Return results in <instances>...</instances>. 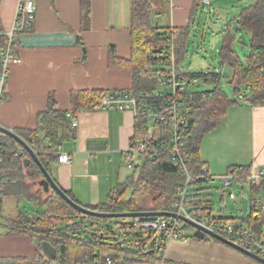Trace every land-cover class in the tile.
I'll list each match as a JSON object with an SVG mask.
<instances>
[{"label": "crops", "instance_id": "0c3cea01", "mask_svg": "<svg viewBox=\"0 0 264 264\" xmlns=\"http://www.w3.org/2000/svg\"><path fill=\"white\" fill-rule=\"evenodd\" d=\"M163 1L168 9L165 13L160 2L151 0L152 21L165 29L188 27L191 38L195 31L192 17L199 9L193 10L195 1ZM17 3L18 0H0V50L5 33L13 28ZM33 3L32 29L15 35V62L9 65L3 86L0 84V126L14 133L35 130L36 115L45 111L50 97L58 110L67 112L70 94L74 92H133V74L108 67L111 47L117 59L129 60L132 54L131 0H33ZM83 9H87L85 18ZM221 40L222 37L216 40L214 46L220 45ZM75 119V138L71 140L62 133L58 151L69 154L71 162L56 161L47 173L81 207L96 206L105 203L115 187L134 178L133 170L126 168L123 154L134 136L135 116L130 111L95 109L78 112ZM198 149L199 159L211 180L195 188L196 203L204 185H222L221 179L233 175L234 169L264 170V105L250 106L240 101L229 107L217 126L203 136ZM24 183L28 181L25 179ZM12 199L16 203L23 200ZM220 200L223 205V199ZM200 206L212 210L210 204ZM248 212L229 217L212 210L215 218L247 219ZM263 228L264 225L262 232ZM27 239L34 245L32 254L15 257L0 253V264L33 259L38 251L28 237L5 233L0 248L13 243L25 245ZM140 264L260 263L222 243L187 236L168 241L156 258Z\"/></svg>", "mask_w": 264, "mask_h": 264}, {"label": "trees", "instance_id": "16d2710c", "mask_svg": "<svg viewBox=\"0 0 264 264\" xmlns=\"http://www.w3.org/2000/svg\"><path fill=\"white\" fill-rule=\"evenodd\" d=\"M193 10L202 6L200 0H194ZM203 7V6H202ZM84 18L87 16L83 9ZM131 56L129 60L117 59L114 48L109 50L108 67L110 69L128 70L134 77L133 96L143 98L153 94L156 89V79L145 72V67L155 64V55L166 57V52L173 45L181 65L190 29H170L153 24L151 19V0H131ZM237 28L232 31L229 26L222 31V40L218 50L221 65H226L231 73L225 85L232 88L233 95L229 98L221 85L222 74L186 72L190 83L201 82L210 84V90L188 92L184 103L189 110L186 116L187 133L182 141L181 154L191 158L187 164L190 175L201 174L206 167L199 159L198 148L203 136L213 130L231 106L244 102L250 106L264 105V0H252V3L240 10L235 18ZM170 35L167 37L166 32ZM176 32V34H174ZM245 32L248 35V54L242 59L233 50L237 35ZM17 34V33H16ZM15 46L12 51L14 55ZM104 91H78L70 94V110L60 111L52 97L48 100L45 111L36 115V128L33 131H16V134L33 150L41 166L49 172L50 165L57 161L58 151L62 145V133L69 139L75 138V128L71 126L70 115L75 118L78 112L99 109V102ZM166 128L163 123H151L148 120L135 117L134 136L131 145L150 137L166 138ZM130 145V146H131ZM0 149L4 150V160L0 163V221H2L8 236H25L33 241L38 251L30 260L4 261L6 264H75L85 261L86 264H105L109 258L114 264H140L151 258H156L162 249L163 238H154L148 233L146 240L134 245L136 251L124 249L123 244H111L105 234L99 229L98 219L84 215L62 200L54 191L33 192L38 179L43 177L38 165L30 160L24 167V161L29 159L28 153L14 140L0 134ZM134 178L130 183L118 185L110 193L105 203L96 206H84L86 209L99 213H135V212H172L176 195L181 189L183 178L178 163L171 161L168 153H159L148 160L142 161L133 169ZM250 168L234 169L231 174L241 178L233 182L244 183L242 177H248ZM33 182L32 184L24 183ZM201 182H199V185ZM194 185V183L192 184ZM128 192L127 199H124ZM67 197L77 203L73 197L64 192ZM44 194L45 197H42ZM23 199L34 211H18L15 220L2 216V204L5 198ZM79 205V204H78ZM193 217L209 218L223 225L241 223L254 227L258 238L262 236L261 228L264 219L215 218L212 210L193 204L188 211ZM84 223H90L92 228L89 237H83L86 231ZM96 227V228H95ZM192 228L184 225L185 237L191 236ZM110 236L116 233L109 232ZM154 239L150 249L146 250V242ZM205 240L219 241L205 237ZM104 241H110L104 242ZM42 243L49 244L55 251L54 261L46 260L41 252ZM152 252V254H150Z\"/></svg>", "mask_w": 264, "mask_h": 264}, {"label": "built area", "instance_id": "2783aa9c", "mask_svg": "<svg viewBox=\"0 0 264 264\" xmlns=\"http://www.w3.org/2000/svg\"><path fill=\"white\" fill-rule=\"evenodd\" d=\"M203 7L210 6L211 0H200ZM34 22V3L33 0H18L17 9L14 18L12 30L5 33V41L0 50V84L3 86L7 76L8 67L15 62L12 46L15 43V35L20 32H29ZM172 29V28H170ZM170 35L169 30L166 32ZM176 34V32H174ZM175 48L173 45L164 56L155 55L156 63L145 67V72L153 75L156 79V89L153 94L147 97L138 98L129 92H108L104 94L99 102V109L118 111H130L135 117L148 120L151 123H163L166 128V138L150 137L137 141L129 147L123 154L126 168L133 170L136 165L142 161L152 158L159 153H168L171 161L178 163L180 174L183 178L181 189L176 195V201L173 205L174 211L208 232L219 235L228 241L233 242L240 248L247 250L260 258L264 259V234L258 238L254 229L240 223L220 224L209 221V218L193 217L189 214L192 208L194 197L197 192L194 191L197 186L209 183L211 176L206 167L202 168L199 175L189 174L187 164L191 158L181 154L182 141L187 133L186 116L189 113L187 105L184 103V96L189 92L191 85L186 72L181 69L178 63ZM71 126L77 127L75 118L70 115ZM4 150L0 149V163L3 162ZM57 162L59 164H69L71 156L65 153H58ZM241 178L238 175H229L221 179L224 187H231L233 179ZM244 178V184L248 185L250 192L248 217L253 215L254 219H264V170L251 172ZM194 183V185H192ZM243 193V191H242ZM225 192L221 189V195ZM230 200H236L233 193H228ZM247 217V218H248ZM184 223L176 219L166 217H157L152 221H139L138 218L130 219V227L138 232L154 234V238L162 237V249L164 245L171 240L186 239L183 233ZM158 237H155L157 236ZM161 249V250H162ZM160 250V251H161ZM75 264H86L85 261H79ZM105 264H114L111 259L106 258Z\"/></svg>", "mask_w": 264, "mask_h": 264}, {"label": "rangeland", "instance_id": "374dc122", "mask_svg": "<svg viewBox=\"0 0 264 264\" xmlns=\"http://www.w3.org/2000/svg\"><path fill=\"white\" fill-rule=\"evenodd\" d=\"M158 2H160L161 7L163 8L162 12L165 13L166 10L168 11L167 4L164 1L157 0L156 3ZM251 3L252 0H211L210 6L199 7L192 17L195 31L192 34L193 36L187 41L185 51H183L184 55L180 65L181 69L184 72L190 73L211 72L222 74L223 81L221 87L229 98H232L233 92H231L232 88L230 86L225 85V81L227 82L229 78L230 70L227 66H224L223 68L220 65L218 59V48L220 45L215 47L214 44H217L216 40H219V38L222 37V30L227 28V26H229L232 31L237 28L235 18L242 8L247 7ZM151 19H153V15H151ZM153 24H155L154 21ZM233 48L242 59L248 54V35L245 32H241L237 35V42ZM211 88L212 86L210 84L206 85L201 82H192L189 87V92L205 91L210 90ZM131 175L134 176L133 171H131ZM28 183L32 184L33 182ZM221 189L225 192L223 196L221 195ZM37 190H42L43 192V188L39 186L38 183L35 184L33 192ZM228 193H233L236 200H230L227 197ZM42 197H45L44 194H42ZM127 197L128 192L125 194L124 199H127ZM221 198L224 202L223 205L220 204ZM249 200V187L244 183L240 184L235 182L231 187H224L219 183H210L207 186H203L197 203L202 205L210 204L211 209L214 210L215 214H218L219 211H221L225 216L236 217V214L239 215L240 212L243 214L248 212ZM33 210L35 209L24 200L16 203L14 199L7 198L3 200L1 212L4 218L15 220L18 214L17 211H27L28 214H32L34 213ZM2 225L3 223L0 221V241L1 239H4L6 233L5 228ZM83 225L82 229L86 231V234L84 236V233H82V235L83 237H89V233L92 230L90 223L83 222ZM99 229L107 234V240L109 238L111 242L115 244H123L124 249L133 251H136L134 245L138 244L139 241L146 240L149 236L148 233L138 232L131 228L130 219H109L103 222L101 221L99 222ZM111 231L115 232L116 235L110 236L108 233H111ZM192 232L193 229L191 230V233ZM115 240L116 242H114ZM153 240L154 239H151L149 242H146V250L150 249ZM25 241V245L13 243L5 248H0V253L9 254L15 257L28 256L32 254L31 252H34V245L28 241V239ZM110 241L106 242L109 243Z\"/></svg>", "mask_w": 264, "mask_h": 264}, {"label": "water", "instance_id": "95a60500", "mask_svg": "<svg viewBox=\"0 0 264 264\" xmlns=\"http://www.w3.org/2000/svg\"><path fill=\"white\" fill-rule=\"evenodd\" d=\"M0 134L7 136V137H9V139L11 138L15 142H17L28 153L29 159H26L24 161V167L29 164L30 160L34 161L38 165V168H40V171L43 175V177L39 181L38 185L43 188L44 192H47L49 190L54 191L57 194V196H59L62 200H64L69 206H71L73 209H75L76 211H78L84 215H87V216L93 217V218H98V219H106V220L138 218L139 221H152V220L156 219L157 217H166L169 219H176L180 222H183L185 225H189L193 229V232L191 235L193 238L200 239V240H203L205 237L213 238V239L219 241L220 243H222V245L223 244L227 245V246L231 247L232 249H234V250L244 254L245 256L249 257L250 259L252 258V260H254L260 264H264V259L260 258L259 256L255 255V254H253L247 250L240 248L239 246H237L233 242L228 241L227 239H225L219 235L208 232L207 230L200 227L195 222H192L189 219H187L181 215H178L176 213H172V212L160 213V212H152V211L135 212V213H99V212H95V211L86 209L83 206L81 207V205H78L77 203L72 201L69 197H67V195H65V193L59 187H57V185L53 182L50 175L47 173V171L39 163L37 156L33 152V150L16 133L11 131L10 129H6L5 127L0 126ZM41 253H42V256L46 260H48V261H54L55 260L56 253H55L54 249L49 244L42 243ZM150 254H152V252H150Z\"/></svg>", "mask_w": 264, "mask_h": 264}]
</instances>
